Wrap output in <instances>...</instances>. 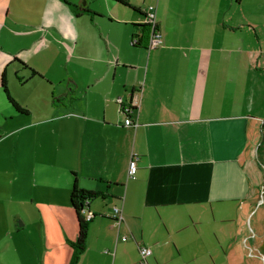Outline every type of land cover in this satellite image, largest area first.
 Listing matches in <instances>:
<instances>
[{
  "label": "crops",
  "instance_id": "1",
  "mask_svg": "<svg viewBox=\"0 0 264 264\" xmlns=\"http://www.w3.org/2000/svg\"><path fill=\"white\" fill-rule=\"evenodd\" d=\"M67 1L41 0L23 13L0 6L2 31L12 16L37 35L18 32L16 48L0 36V143L28 140L16 178L26 174L28 199L45 205L43 225L25 213L0 223V264H70L76 179L106 195L87 206L93 219L78 264H264V0H99L102 8ZM149 6L162 44L133 46V34L143 35L134 24L145 20L133 8ZM53 40L65 63L73 53L76 65L91 68L87 85L60 80L53 91L51 72L32 61ZM4 74L28 113L9 102ZM16 80L36 83L42 114L32 109L35 86L22 95ZM133 92V124L125 126L117 98L130 102ZM9 119L17 124L6 127ZM140 245L152 250L146 259Z\"/></svg>",
  "mask_w": 264,
  "mask_h": 264
},
{
  "label": "rangeland",
  "instance_id": "2",
  "mask_svg": "<svg viewBox=\"0 0 264 264\" xmlns=\"http://www.w3.org/2000/svg\"><path fill=\"white\" fill-rule=\"evenodd\" d=\"M74 1L75 3H84V1H86L87 3L86 6H90L92 8L94 7L102 8L104 6L103 3L99 0H94V1L74 0ZM40 2L41 0H5V1H0V6L3 3L8 4V6L11 7L13 11L19 13L20 10H23L27 7L29 9L33 8L34 11H37L39 8H42L40 7ZM20 13L23 12L20 11ZM85 16L86 17L84 19H81L82 21L86 22L87 20L88 21L92 20L91 16H87V15ZM7 24H8L7 26L8 29H3L2 31L0 28V36L1 39L4 37V39L7 42L11 43V46L15 48L18 47V45L21 46L23 45L24 37L22 35H18V32L25 33L26 35L29 36V39L34 38V36H37L36 34L32 35L31 29L27 28L28 24L23 25V21L16 22L12 16H8ZM28 40H24V42H27ZM60 52H62L60 44L53 40L49 51L37 53L32 57V61L35 62V64L38 67L40 66L42 69L51 72L50 75L54 80L53 83H55V86L53 87L54 88L53 91L56 90L58 91V89H60L59 87L60 80H64L62 85L63 86L65 85L66 87L71 80H75V79H77L80 82L83 81L84 86L87 85L89 79L92 76L91 68L88 67L87 69H85L83 67L76 65V57L73 53L71 54V58L68 60V63H65L66 62L65 59H68V57L64 56ZM94 67L96 69H99L98 64H96ZM46 78L50 80L48 77ZM15 82H17V80ZM32 82L24 86H21L17 82L18 83L17 88L22 95L30 96L32 95L34 90L33 86H35L34 100L32 101L34 103V108L32 109L33 111H36V113L42 114L44 112L43 104H41L43 100L41 99L39 100L37 98L36 85H35L36 83H34L33 85ZM41 84L44 85L46 83L42 82ZM7 123L8 124L6 127H11L12 124L15 123L17 124V121L9 119ZM1 134L2 132L0 128V138H1ZM29 146L30 145L28 140L24 139L22 141L20 140L19 142V140H16L15 137H10L4 140L2 143H0V223L4 224L7 216H12L13 214L16 213H25L28 214L31 219L36 220L34 222L36 223L37 226H39L40 223L43 225L41 214L45 209V205H40L34 202L32 203L28 199V195H27L28 186L29 188H34L31 187V183H32L31 180L29 181L27 179L26 174H23L24 177H22L23 175H21L20 179L16 178V175L18 174V168L16 166V160H18L17 156L19 154H22L23 159H25L26 158L25 154ZM42 190L43 189H40V191ZM110 203H113V201H110ZM46 209L49 210L51 208L47 205ZM247 224L249 230H252L253 223L251 222V216L248 219ZM190 242H191V235L189 233H186L184 243L187 245V243ZM249 245L251 246V243H249ZM252 249L254 253L262 256L263 253L260 254L261 251H258L254 247H252Z\"/></svg>",
  "mask_w": 264,
  "mask_h": 264
},
{
  "label": "trees",
  "instance_id": "3",
  "mask_svg": "<svg viewBox=\"0 0 264 264\" xmlns=\"http://www.w3.org/2000/svg\"><path fill=\"white\" fill-rule=\"evenodd\" d=\"M64 1L69 4V2L67 0H64ZM115 1L120 2L126 6H131L125 0H115ZM72 6L77 7L75 4H73ZM83 10L89 11V10H85V9H83ZM133 10L138 12V13H141L142 15L144 14L143 16L145 17V20H144V23H142V24H134V26L139 27L141 29L143 35L140 36L138 33L133 34L131 43L133 46L149 47L151 35L153 33V28L151 27V24L146 23L147 13H142L141 10L136 9V8H133ZM14 61H17L23 67L30 69L31 77H34V76L42 77L39 74V72H37L36 70L29 67L27 64H25L20 59L15 58ZM5 76H6V74L3 75L2 85H3V90H4L5 94L7 95L9 102L13 106H15L17 111H19L21 113H28V109H26L25 107H22L14 99V97L11 95ZM262 143L264 145V126H263V142ZM99 197L106 198V195L103 192L99 193V192L85 190V189L79 187L77 179L75 180L74 186H73L72 192H71L70 203H71L72 208L75 211L76 218H77L78 236H77V239L75 241L70 240V239L67 240L68 244L73 249V256H72L70 264H78L82 253L86 249L89 223L93 219V215H92V218L90 220L87 219V213H88L87 206L89 205V203L91 201H93L94 199H97ZM83 210H86V213H84Z\"/></svg>",
  "mask_w": 264,
  "mask_h": 264
},
{
  "label": "built area",
  "instance_id": "4",
  "mask_svg": "<svg viewBox=\"0 0 264 264\" xmlns=\"http://www.w3.org/2000/svg\"><path fill=\"white\" fill-rule=\"evenodd\" d=\"M146 23L151 24V27L153 28V33L151 35L149 47H156L160 44H162V38L161 34L159 32V27L158 23L156 20V14H155V7L154 6H149L148 11H147V17H146ZM138 94L136 92H133L131 94V99L130 102H126L122 97L117 98V102L119 104V110L126 115V118L124 120V125L129 126L133 124L132 117L130 116L132 110H134V105L133 102H138ZM136 100V101H135ZM137 109V107H136ZM138 169L137 165V157L134 156L129 164V177L130 178H135L136 172ZM84 213H86V210H83ZM92 215L90 212L87 213V219L90 220L92 218ZM113 217L115 221L117 222L118 225H120L123 221V215L121 208L119 207H114L113 209ZM123 240H127V236L125 235L123 237ZM140 253L143 257V259H146L148 256L152 254V250L146 246H139Z\"/></svg>",
  "mask_w": 264,
  "mask_h": 264
},
{
  "label": "flooded vegetation",
  "instance_id": "5",
  "mask_svg": "<svg viewBox=\"0 0 264 264\" xmlns=\"http://www.w3.org/2000/svg\"><path fill=\"white\" fill-rule=\"evenodd\" d=\"M81 8H82V6H81Z\"/></svg>",
  "mask_w": 264,
  "mask_h": 264
}]
</instances>
